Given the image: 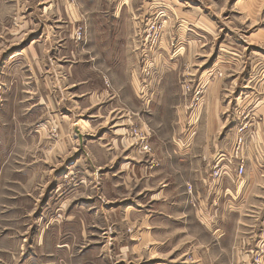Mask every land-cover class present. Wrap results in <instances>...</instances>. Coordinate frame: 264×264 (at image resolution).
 Listing matches in <instances>:
<instances>
[{"label": "rangeland", "instance_id": "374dc122", "mask_svg": "<svg viewBox=\"0 0 264 264\" xmlns=\"http://www.w3.org/2000/svg\"><path fill=\"white\" fill-rule=\"evenodd\" d=\"M68 1L80 2L95 21L100 8L130 2L137 13L135 93L130 110L113 119L82 104L66 116L52 110L41 84L49 64L41 59L33 68L27 46L48 44L54 25L69 23L64 2L0 0V264H264V189L255 174L238 188L246 167H255L250 142L264 97L262 80L254 79L264 68V0ZM72 24V38L75 26L85 28L73 41L87 42V23ZM30 70H40V79L28 77ZM73 120L88 124L80 143ZM143 136L151 153L142 149ZM59 141L75 150L71 157H46ZM112 141L116 153H101ZM180 146L189 150L183 172L175 163ZM210 150L217 154L207 160ZM227 158L237 170L244 161L242 174L230 179L234 202L220 190ZM192 166L207 168L197 178L206 217L188 184ZM215 166L222 174L213 179ZM174 198L184 207L161 203Z\"/></svg>", "mask_w": 264, "mask_h": 264}, {"label": "crops", "instance_id": "0c3cea01", "mask_svg": "<svg viewBox=\"0 0 264 264\" xmlns=\"http://www.w3.org/2000/svg\"><path fill=\"white\" fill-rule=\"evenodd\" d=\"M57 1L59 2V4H61V0H57ZM63 2H64L63 6L65 8L64 11L67 14L66 20L69 23H65L64 25L62 24L54 25L53 29L55 31V34L53 35V40H51V42H48V44L47 43L43 44L46 46L42 47L43 45H41L42 44L41 42L39 43L38 48L34 49L31 46L34 45V41L27 46L28 51L31 53V56L34 60L33 62L35 63V65L32 66L33 68L37 67V65L40 64L41 59L47 61L49 64L46 73L42 74V77L45 76V78L42 79V83L40 82L44 90H46L47 95L49 97L51 96V98L47 101L48 106L50 108L52 107V110L63 112L65 116L68 113H72L73 109L80 108L81 104L86 109L95 108L96 111L95 117L101 115L103 116V118H107L108 116L110 117V119H113L114 118L113 115L115 113L118 114L121 111L128 112L130 110L128 103L129 96L135 93L134 84L136 78V51L134 50L136 44L133 42L134 38L133 40L131 39L132 38L131 30L135 31L136 27H135V21H133V23L131 21V16L133 15L134 17H136L137 13L133 10L132 7H130V2L129 3L121 2L119 3L118 6H115L113 4L114 7L110 9H108L109 6L100 8L99 11L101 12L98 14L100 16L97 19L98 21H95L96 19L88 18V14L85 12L84 9H82L80 2L79 3L76 2L77 6L71 4L68 0H63ZM151 4L152 3H150L149 5ZM160 4H165L166 8L167 9L169 8L167 3L162 2ZM148 9L145 8V10ZM109 11H111V13H109ZM76 13H79L78 17ZM68 14H70L71 17L70 15L68 16ZM111 14L112 16L109 19L107 15H111ZM143 15H145V12L143 13ZM138 20L139 22L141 21L142 23L141 19ZM75 21L78 22L85 21L89 28V39L87 42L85 41L84 44L76 43L73 41L70 32L72 31V25H73L72 23H74ZM120 21L124 22V24H122L123 29L121 32H119ZM186 22L187 20H182L183 27H187L185 24L188 23ZM55 27H59V28L56 29ZM64 30H69L68 36L60 35L61 32ZM190 30L192 31V29ZM28 41H30V39ZM24 49H22L20 53L24 52ZM179 49H183V46L180 47ZM14 55L15 53L11 54V56ZM39 71L30 70L28 73V77H30L33 81L36 79V77L40 79L41 73L39 74ZM3 73L6 72L3 71ZM8 74H10V72H7V75ZM18 75L19 74L17 72H13L12 76H9V78L16 80V78H18ZM250 78L253 80L252 76H250ZM254 79L255 82L262 80L260 87L264 89V68L256 72ZM10 83L14 85V82H10ZM28 89H29L28 92L31 94H35V93L37 94V92L39 91V90L35 91V88L33 87L32 89L31 88ZM55 98L56 101L54 100ZM263 99L264 97H262L261 101L260 100L258 101L257 99L256 111L261 112L260 113L261 121L257 122V131L255 134L254 143L250 142V144L251 145L254 144L255 147V151H254L255 167L250 166L253 164V161L251 163L249 161L250 158L247 157L246 161L247 164H249L250 168L246 167L245 169L246 175L243 179H241L240 187H238L239 189L242 187V185L244 186L249 181H251L250 179H252L251 177L254 174L256 177L255 181H257L258 190L262 191V189H264V188L259 189V187H263L264 184L263 182H261L262 184H260V181L258 182V180L260 179L264 180V101ZM51 100L54 101L53 104L50 102ZM53 117L54 120L59 119L56 113L53 115ZM62 119H67V118L61 117V120ZM75 124H77V128L80 129V134H79L78 132H76L77 129L74 128V131L77 134L76 137L79 139L78 141L80 143V139H82L81 136L82 129H86L85 127H87L88 124L87 123L80 124V122L78 123L77 120H73L74 127L76 126ZM113 142L114 141H112L111 143L112 146H107L106 151L102 152L103 151L102 150L101 153H106L107 155L108 154L114 155V153L116 152H114L115 150L113 149V145H114ZM64 143L65 145L63 144V146H61L59 141L57 144H55V146L49 148L47 150L46 157H48L49 159H61L62 158L61 154L64 156L63 160H66L69 157H71V154L74 153L75 150L74 151L71 150L69 146L66 147V142ZM83 147L84 148L88 147V144L86 142L82 143V149ZM188 151L189 150L187 149L184 150V148L180 146V151L176 152L177 153L176 154L177 156L175 158L176 165L180 163H182V165L184 164L186 160V158H184V155H186ZM91 153L94 154L92 151ZM216 154L217 152L213 154L212 150H210V152H208L206 156V159L207 160H210L211 158L214 159L216 157ZM251 154L253 155V152H251ZM200 155H204V154L201 153ZM222 155H225V157H227V154L225 153ZM96 157L100 159L101 155H96ZM226 160H227L225 163L226 165L224 167L225 168L224 170L226 171L225 172L226 177L223 179L224 182L220 190L221 192L224 193V195L229 193V195L232 197V199L231 197H229L227 199V202H234L235 200L233 199L235 197L232 195L234 184L232 183V181H230V179L232 180L234 179V176L236 177L237 169H235V166L231 168L230 166L231 161L229 158H227ZM207 165L208 163L206 164V166ZM183 168L184 165L182 168H180L179 171L183 172ZM207 168L205 166L202 168L198 166L196 168L193 166L192 168L186 167V169L192 171L191 173L194 174V177L190 179L191 181L188 184L191 186V190L193 189L195 192H197L198 198L201 195L197 190L198 189L197 185L199 184V180H197V178L202 179L206 173ZM50 169L54 170L55 166H51ZM164 190L166 189L164 188L163 191ZM199 200H200V204H198V206L200 205V208L202 207V209H199V217L200 216L206 217L205 214H207L208 210L207 212H204L203 210L205 201L204 202L203 200L201 201L200 198ZM173 202H175V204ZM161 203L162 204L170 203L172 206L175 207L176 206L184 207V204H181L182 202H178L175 198L171 199V201L169 202L164 201ZM242 206L243 204L239 206V211H241ZM247 250H248L247 246L244 247V249L242 248L239 251L240 252L239 256L241 258H247L248 256Z\"/></svg>", "mask_w": 264, "mask_h": 264}, {"label": "built area", "instance_id": "2783aa9c", "mask_svg": "<svg viewBox=\"0 0 264 264\" xmlns=\"http://www.w3.org/2000/svg\"><path fill=\"white\" fill-rule=\"evenodd\" d=\"M84 37H85V28L83 26H75L74 30H73V38L75 40L81 41ZM140 141L141 142L144 141V144L142 145V149L147 153H151L152 148L148 144V141L146 140L145 136H143ZM238 144H240V142ZM240 160H241V163L238 165V170H237L238 175L242 174V172L244 170V161L242 159H240ZM214 169L215 170H214V174H213V179L220 178V176L222 174L221 169L218 166H215Z\"/></svg>", "mask_w": 264, "mask_h": 264}]
</instances>
